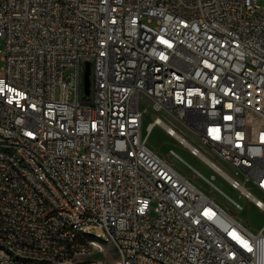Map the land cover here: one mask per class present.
<instances>
[{"label":"built area","instance_id":"2783aa9c","mask_svg":"<svg viewBox=\"0 0 264 264\" xmlns=\"http://www.w3.org/2000/svg\"><path fill=\"white\" fill-rule=\"evenodd\" d=\"M0 39V264H78L103 236L111 264H264L241 216L264 212V0H0ZM142 97L236 197L150 143L200 156L143 132Z\"/></svg>","mask_w":264,"mask_h":264},{"label":"rangeland","instance_id":"374dc122","mask_svg":"<svg viewBox=\"0 0 264 264\" xmlns=\"http://www.w3.org/2000/svg\"><path fill=\"white\" fill-rule=\"evenodd\" d=\"M4 40L0 39V71L1 67L3 66L2 55L4 53ZM71 73V70L68 69L65 71V81L68 82L69 79L66 77ZM71 91V89L69 88ZM58 92V89H57ZM139 107L141 110L145 109V113L143 114V121H142V129L143 132H146V126L151 124L154 118L157 116L159 117L166 125L170 126L176 134L187 141L190 144L199 149L201 153L211 159L217 167L221 170L225 171L228 174H231L230 167L220 160L217 154L212 151L208 146L204 145L198 136L188 129L182 122L177 120L171 115L166 114L165 112H154L150 106V102L147 98L142 97L139 101ZM150 143L155 146L159 147L162 152H166L168 148V141L175 143L178 145L174 149L180 154V156L188 162L191 166L195 167L196 170L201 172L203 176L211 180L216 186H218L221 190L225 191L232 197H236V193L234 190L231 189L230 185L226 182L224 178H222L213 168L207 166V164L202 160L200 157L192 156L186 149L182 148L179 143L173 140V138L169 137L165 130L159 126L155 125L149 135ZM203 156V155H202ZM204 157V156H203ZM253 191L254 188L251 187ZM262 200L264 201V197L261 196ZM247 213H249V221L254 229H259L264 224V212L255 208L251 203H248V207L243 210L241 216L246 218ZM151 216H155L154 211L151 210ZM74 258L78 264H87V262L93 260H105L109 264L115 262L118 259V252L110 242V240L103 236L99 242H97L94 247H92L91 251L88 253H80L75 254Z\"/></svg>","mask_w":264,"mask_h":264},{"label":"water","instance_id":"95a60500","mask_svg":"<svg viewBox=\"0 0 264 264\" xmlns=\"http://www.w3.org/2000/svg\"><path fill=\"white\" fill-rule=\"evenodd\" d=\"M89 77H90V64L89 62H84L83 69V87H84V96L85 98L89 97Z\"/></svg>","mask_w":264,"mask_h":264},{"label":"bare ground","instance_id":"6f19581e","mask_svg":"<svg viewBox=\"0 0 264 264\" xmlns=\"http://www.w3.org/2000/svg\"><path fill=\"white\" fill-rule=\"evenodd\" d=\"M153 126H155V124H152V125H150L149 126V128H151V127H153ZM181 142L183 143V146L184 147H187V146H189V147H192V145L190 144V142L189 141H187V140H185V139H181ZM204 157H203V156ZM200 158H202V160L204 161V162H206V164H207V166H212L213 168H215V170H218L219 168L216 166V164L211 160V159H209L207 156H205L203 153H201L200 152V156H199ZM212 162L213 164H210L209 162Z\"/></svg>","mask_w":264,"mask_h":264}]
</instances>
